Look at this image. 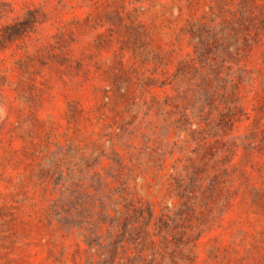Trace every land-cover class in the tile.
I'll use <instances>...</instances> for the list:
<instances>
[{
  "label": "rangeland",
  "instance_id": "rangeland-1",
  "mask_svg": "<svg viewBox=\"0 0 264 264\" xmlns=\"http://www.w3.org/2000/svg\"><path fill=\"white\" fill-rule=\"evenodd\" d=\"M163 155L207 179L177 264H264V0H0V264H97L76 193L170 207Z\"/></svg>",
  "mask_w": 264,
  "mask_h": 264
},
{
  "label": "trees",
  "instance_id": "trees-1",
  "mask_svg": "<svg viewBox=\"0 0 264 264\" xmlns=\"http://www.w3.org/2000/svg\"><path fill=\"white\" fill-rule=\"evenodd\" d=\"M194 73L200 79V73ZM113 163L117 166L116 173L110 182H104L107 188L104 193L96 190L76 193L82 199V203L76 204L81 211L75 213L79 220L74 226L78 237L88 252L93 251L91 256L97 264H177L186 245L201 233V202L207 180L201 175L205 172L200 171L202 168L196 161L183 156L174 161L170 175H163L164 155L162 161L157 159L156 179L164 178L167 183L166 202H170V207L155 211L149 203L129 192L123 181L132 163ZM172 199L175 201H169ZM65 215L70 217V211L66 210Z\"/></svg>",
  "mask_w": 264,
  "mask_h": 264
}]
</instances>
